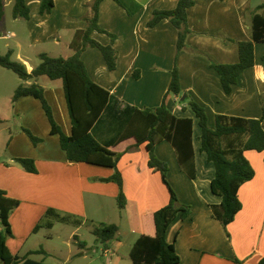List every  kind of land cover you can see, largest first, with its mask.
Wrapping results in <instances>:
<instances>
[{
    "label": "crops",
    "instance_id": "0c3cea01",
    "mask_svg": "<svg viewBox=\"0 0 264 264\" xmlns=\"http://www.w3.org/2000/svg\"><path fill=\"white\" fill-rule=\"evenodd\" d=\"M41 1L27 0L31 10L29 20L14 19L12 13L13 23L19 27L21 35L12 33L10 38L14 39L15 46L6 45L5 51H0L5 55L12 50L16 60L24 63L29 72L40 63L34 61L32 52L37 60L41 54L65 59L74 55L70 45L75 34L86 28L83 19L89 11L87 5L95 0H54L53 12L45 16L40 14ZM179 1L120 0L122 5H119L114 0H104L101 4L100 25L118 37L114 47L119 59L117 70L111 73L98 49H88L82 55L91 79L110 93L108 106L92 134L101 144L108 145L123 131L131 110L156 109L166 99L168 109L176 117L193 120L196 163V177L191 179L181 169L170 143L165 141L156 147L157 157L169 168L168 179L180 203L192 211L190 218H179L170 226L167 241L175 243L181 264H261L264 261V152L245 153L255 177L240 188L242 210L225 229L211 212V206L222 201L211 189L215 166L200 150L201 130L197 118L184 108L188 107L187 99L195 101L206 109L211 126L217 115L246 119L262 117L264 44L255 46V65L240 75L231 94L225 93L210 58L223 65L239 62V43L252 41L253 17L262 13L259 7L264 0H197L188 10L192 32L187 48L177 55L178 31L171 22L164 20L153 29H148L147 24L155 11L173 10ZM216 35L233 42L226 44ZM93 38L103 45L110 44L106 35L94 33ZM175 64L182 88L180 97L169 94ZM135 73L138 78L134 77ZM44 78L47 77L28 82L20 79L17 88L34 82L39 84L54 108L56 122L70 136L72 123L63 82L50 79L46 82ZM14 93L6 95L13 116L18 115L22 128L27 126L43 142L35 146L23 134L9 135L4 141L7 151L0 157V189L20 202L9 217L13 236L8 238L7 247L11 254L23 258L30 252L44 249L45 255L31 258L50 264L48 258L59 256L61 263L58 264H91L94 259L89 261L93 258L88 252L89 246L80 240L78 233L86 225L93 235L96 227L114 224L119 232L109 249L103 246L102 258H110L103 264H128V261L133 264L130 253L142 236L143 218L167 206L170 200L160 173L149 167L146 144L127 149L119 157L116 169L69 161L61 148L60 137L51 133L49 120L40 110V101L25 97L13 102ZM184 95L187 97L182 102ZM7 118L1 117L0 125L6 126ZM5 129L9 131L10 127ZM18 158L34 160L37 173L25 171L15 163ZM117 173L122 177L127 199L123 211L117 206L120 187L107 181ZM89 204L95 209L91 215ZM108 205L114 208L112 218L105 217ZM42 222L50 223L52 228L35 231ZM58 223L77 226L67 244L71 249L74 240L78 250L61 256L62 252L49 247L55 238L42 236V232L54 230ZM125 225L130 227L129 231ZM3 231L2 226L0 233ZM123 250L127 252L125 255Z\"/></svg>",
    "mask_w": 264,
    "mask_h": 264
},
{
    "label": "trees",
    "instance_id": "16d2710c",
    "mask_svg": "<svg viewBox=\"0 0 264 264\" xmlns=\"http://www.w3.org/2000/svg\"><path fill=\"white\" fill-rule=\"evenodd\" d=\"M0 0V20L4 18V4ZM104 0H95L87 5L88 13L84 17L86 28L78 31L70 45L74 55L68 59L54 58L47 54L39 56V65L29 72L26 65L12 59L14 53L0 54V67L12 71L24 82L36 81L47 77L52 81L61 80L72 123V134L67 136L54 118V114L45 97L44 89L34 82L31 85H21L15 91L13 102L20 98L32 97L42 103L44 112L51 125L52 135L60 137V144L69 161L86 163L108 168H117L119 157L132 147L146 144L150 155L149 167L159 172L163 184L169 191L170 200L167 206L143 218V233L132 248L130 258L133 264H181L175 243L167 241L170 226L177 220H187L191 217V208L180 203L177 193L168 179L169 168L155 154L156 147L162 142L170 143L176 151L181 169L191 178L196 177L195 151L193 147V120L178 118L167 107L166 99L156 109L131 110L128 122L121 134L108 145H103L92 134V129L99 121L110 100V93L96 84L86 69L82 60L83 53L88 49H98L111 73L118 68L119 52L114 47L118 37L105 30L100 25V8ZM122 5L120 0H114ZM197 0H180L173 10L155 11L148 22V29L155 28L164 20H169L178 31L177 55L187 48V39L191 34L188 23V10L196 5ZM55 8L54 0H42L40 14L49 15ZM261 14L253 17L252 41L239 43V62L223 65L211 59V67L221 79L226 94H231L239 77L247 69L255 65V46L264 44V4L259 7ZM31 10L27 0H15L13 8L14 19L29 20ZM94 33L107 35L110 45H103L93 38ZM226 44L233 41L227 37L216 35ZM264 60V58H263ZM135 78L139 76L134 74ZM169 94L177 97L182 95L180 75L177 64L172 72ZM188 107L198 120L201 130L199 138L201 152L206 154L209 163L216 169L212 182L213 194L222 199L219 205L211 206L212 216L225 229L235 221L242 210L239 198L240 188L255 177V170L245 157L248 151L264 152V107L260 119H246L217 115L215 124H209V117L204 107L191 99H187ZM133 109V108H132ZM35 146L43 142L24 128ZM15 163L25 171L36 174L37 167L32 159L18 158ZM107 181H112L120 187L117 206L120 211L126 209L127 199L123 192V180L117 173ZM20 202L7 196L0 189V221L4 231L0 233V261L2 264H46L35 261L33 255H45L44 249L30 252L26 257L13 256L7 247L8 238L12 237L9 223L10 214L19 207ZM42 222L35 231L42 228H52L50 223ZM118 226L102 224L96 227L93 235L106 249L116 238ZM264 264V261L261 263Z\"/></svg>",
    "mask_w": 264,
    "mask_h": 264
},
{
    "label": "rangeland",
    "instance_id": "374dc122",
    "mask_svg": "<svg viewBox=\"0 0 264 264\" xmlns=\"http://www.w3.org/2000/svg\"><path fill=\"white\" fill-rule=\"evenodd\" d=\"M14 5H15V0H6L5 4H4L5 16H4L2 23H0V37H1L0 38V51H5L6 45H10L13 47L15 46L14 39L10 38V35H12V33H14L16 36L21 35L19 27L15 23H13L12 13H13ZM110 44H111V39H110ZM31 55H32L34 61L39 63V60L36 59V56L33 52L31 53ZM12 59L14 61H17L16 56H13ZM44 80L45 81L47 80L46 82L49 81L48 78H44ZM19 82H21V80L16 74H14L12 71H9V70H6V69H3L0 67V119H1V117H9V119L7 118L8 122L6 121L7 122L6 126L10 127V130L8 131L5 129L6 128L5 125L4 126L0 125V157L5 155V153L7 151L6 143L4 144V141H5V139H7V137L9 135L11 137L12 135L16 136L17 134H23V136L26 137L28 140H30V142L34 145V143L31 141V139L28 137V135L22 129L20 118L18 117V115L17 116L15 115V117L13 116V109L10 106H8L6 103V101H7L6 95H12L17 90V85ZM39 104H40V110H42V112L44 114V111H43L44 109H43L42 103L40 102ZM48 104L50 105L51 110L53 112L54 108L52 107L51 103L48 102ZM27 107L33 109L30 106H27ZM37 120H38V117L36 118V121ZM17 124H19L20 126H17ZM23 128L30 131L32 133V135L35 136V134L31 130H29L27 128V126L23 127ZM1 131H3V133ZM35 137L39 138L37 136H35ZM155 154H156V152H155ZM88 207H89V215H91L95 211L94 206L89 204ZM114 216H115V214H114L113 206L108 205L105 217H111L112 218ZM115 219H118V217L116 216ZM1 227H2V224L0 222V228ZM76 228H77V226H74V225H70V226L68 225L67 226V225H64L63 223H58L54 230L49 231V232L43 231L42 236L43 235H46V236L47 235H53L55 239L53 242L49 243V247L53 248V250H55V251L62 252V253H60L61 256L67 255L70 250H74V251L78 250V247L75 244L74 240H72V241L70 240L71 243L74 245V247H72L71 249L67 244L68 239L71 236L72 231H74ZM125 228L128 231L130 230V227L128 225H125ZM78 235L80 236V240L87 242V244L89 246L88 252H89L90 256L93 257L89 261L94 259L93 260L94 262H92L91 264H103L104 262H109L110 258H102V256H104L103 251H102L103 245L97 241V238L94 235H92L90 233L87 225L84 226L80 230ZM131 240H133V239H131ZM131 240H130V242H131ZM122 253L125 255V253H127V252H125V250H123ZM58 259H59V256H58V258L57 257H50L47 259V263H50V264L61 263V260H58ZM128 264H131L130 261H128Z\"/></svg>",
    "mask_w": 264,
    "mask_h": 264
},
{
    "label": "water",
    "instance_id": "95a60500",
    "mask_svg": "<svg viewBox=\"0 0 264 264\" xmlns=\"http://www.w3.org/2000/svg\"><path fill=\"white\" fill-rule=\"evenodd\" d=\"M186 95H184L182 98H181V101L184 102L186 100Z\"/></svg>",
    "mask_w": 264,
    "mask_h": 264
},
{
    "label": "built area",
    "instance_id": "2783aa9c",
    "mask_svg": "<svg viewBox=\"0 0 264 264\" xmlns=\"http://www.w3.org/2000/svg\"><path fill=\"white\" fill-rule=\"evenodd\" d=\"M106 252H108V251H106Z\"/></svg>",
    "mask_w": 264,
    "mask_h": 264
}]
</instances>
